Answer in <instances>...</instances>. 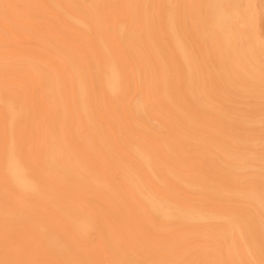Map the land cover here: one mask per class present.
Masks as SVG:
<instances>
[{"label": "bare ground", "instance_id": "6f19581e", "mask_svg": "<svg viewBox=\"0 0 264 264\" xmlns=\"http://www.w3.org/2000/svg\"><path fill=\"white\" fill-rule=\"evenodd\" d=\"M241 2L0 0V264H264L246 216L206 201L245 199L264 238V155L195 124L219 114L198 28L261 81ZM182 139L230 181L187 166Z\"/></svg>", "mask_w": 264, "mask_h": 264}, {"label": "rangeland", "instance_id": "374dc122", "mask_svg": "<svg viewBox=\"0 0 264 264\" xmlns=\"http://www.w3.org/2000/svg\"><path fill=\"white\" fill-rule=\"evenodd\" d=\"M241 5L246 13V23H250L248 32L252 35L253 53L255 61L252 63L259 72L261 81L243 79L232 72H226L225 62L218 59L214 44L205 36L201 27L192 34L194 48L201 57V67L206 80V88L209 105L215 108L219 114L210 112L199 116L198 129L202 130L204 136H211L218 144L224 145L232 150L252 152L264 155V0H242ZM205 11V10H202ZM211 11V10H210ZM212 12V11H211ZM161 37V34H160ZM162 43L165 42L162 40ZM211 44V45H210ZM243 71L241 74H243ZM234 74V75H233ZM223 115H220V114ZM196 118V117H195ZM258 120L259 123H250ZM197 121V118H196ZM183 130H196L195 125L187 126L181 124ZM218 128L219 132H216ZM238 140H242L240 143ZM191 141L182 139L180 153L184 156L185 164L195 169L200 174L212 179L230 181V174L218 170L210 159L203 155L197 148L189 147ZM262 161H255L259 165ZM252 169V172L259 171ZM247 180L255 184H262L257 178L247 177ZM212 199V200H211ZM207 199L209 204H219L231 207L242 212L246 216L247 223L252 227L257 242V258L264 261V238L256 231L253 218L246 213V208H254L252 204L240 197H214ZM264 218V214L259 212ZM200 240L201 238H194ZM193 238L192 240L195 241ZM146 264L150 259L145 257ZM189 264H213L208 259L194 258Z\"/></svg>", "mask_w": 264, "mask_h": 264}]
</instances>
